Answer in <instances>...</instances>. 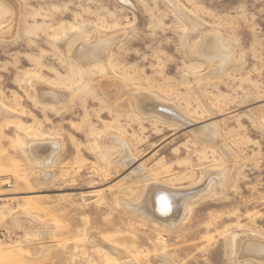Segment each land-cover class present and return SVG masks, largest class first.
I'll use <instances>...</instances> for the list:
<instances>
[{
  "label": "rangeland",
  "instance_id": "1",
  "mask_svg": "<svg viewBox=\"0 0 264 264\" xmlns=\"http://www.w3.org/2000/svg\"><path fill=\"white\" fill-rule=\"evenodd\" d=\"M135 93L187 123L143 117ZM152 183L180 193L171 228L129 206ZM263 248L264 0H0V264Z\"/></svg>",
  "mask_w": 264,
  "mask_h": 264
},
{
  "label": "bare ground",
  "instance_id": "2",
  "mask_svg": "<svg viewBox=\"0 0 264 264\" xmlns=\"http://www.w3.org/2000/svg\"><path fill=\"white\" fill-rule=\"evenodd\" d=\"M214 42L216 43V40ZM204 45L205 44H203V46ZM218 48H219V46H218ZM85 50H87V49H85ZM88 50L90 51L91 48L88 49ZM204 50H205V46H204ZM208 50H210V49H208ZM217 52H220V51H217ZM214 54H215V52H214ZM203 55H205V54H203ZM218 58H219L220 61H223V57H220L219 56ZM148 96L149 95L142 97V95H141V97H140L138 93H135V95L133 97V101H132L133 104L132 105H134V107H135L134 109H136L140 113V115H142L143 117L144 116H155V117L160 118V119H164V118L175 119V122L174 123L176 124V126L177 125L183 126L182 123L185 122L183 116H180V114H178V112H176L174 109H171L166 104L160 103L157 100H155V99H153L151 97H148ZM185 123H187V122H185ZM208 128H210V127L209 126L207 128L206 127H201L199 129H196L195 133H198L197 135L199 137H203V136H201V134L206 135L208 133ZM209 139H210L209 137H208V139L205 138V137L202 138V140H208V141H209ZM55 146L56 145H54V144H49V145H46L45 144V145L35 146L33 148L36 151H34V150H31V151H33L35 153V154L32 153V154L35 155V156L33 155L34 157H40L38 159H40L42 161V163L44 165H46V164L49 163V161L51 160L53 154L56 151ZM223 175H224V173H223ZM206 184H207V187H208V185L211 184V183H209V184L206 183ZM142 190L143 191H142L141 199L138 200L134 204H130L129 203L130 205L129 204H127V205L131 206V208H133L134 210H136V211H138V212H140L142 214H145V216L148 215L149 216V219H150V217H152V219L153 218L159 219L161 221V223H163V225L170 226V228H171V226H173L174 223L172 222L173 219L170 218L169 215L171 213H173L174 210L176 209V206H178L177 203H178V197L180 199V193L178 191H176V190L173 191L172 189H169V188H167L164 185H161L159 183L146 184L144 186V189H142ZM181 195H183V194H181ZM186 201L187 200H185V202ZM179 203H180V201H179ZM155 221H157V220H155ZM251 245L253 246L255 244H251ZM251 245H250V247H251ZM245 246H244V248H246ZM248 246H249V244H248ZM248 246H247V248H249ZM256 246H257V244H256ZM253 249H255V248L253 247L252 250ZM248 250H251V249H248ZM252 250H251V252H253ZM263 250H264V248L262 249V251ZM244 251H246V250H244ZM257 252L260 253L261 251H257ZM254 254H256V253H254Z\"/></svg>",
  "mask_w": 264,
  "mask_h": 264
}]
</instances>
